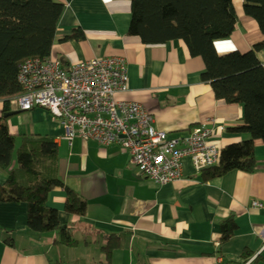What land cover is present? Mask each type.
Masks as SVG:
<instances>
[{"label":"crops","instance_id":"0c3cea01","mask_svg":"<svg viewBox=\"0 0 264 264\" xmlns=\"http://www.w3.org/2000/svg\"><path fill=\"white\" fill-rule=\"evenodd\" d=\"M63 10L50 56L63 67L99 57L126 63L128 89L117 100L147 110L155 129L184 136L199 125L212 130L219 150L247 138L228 129L243 118L241 105L214 97L201 80L204 63L189 55L181 40L144 44L128 34L131 0H56ZM236 26L227 39L214 42L218 55L247 52L263 39L242 2L234 1ZM78 30L82 39L65 40ZM264 67V50L257 53ZM2 103L0 101V114ZM11 111H19L15 103ZM12 135L46 136L58 146L57 176L86 201L82 217L64 211L65 192L53 189L47 206L76 243L58 244V231L39 234L27 226L24 203H0V264H264V144L255 143L256 169L231 171L203 182L201 172L183 162L179 180L157 185L138 174L129 154L115 145L64 137V128L45 109L9 117ZM0 169V186L6 181ZM259 202L262 208L251 206ZM232 216L233 236L219 245L220 224ZM119 246L107 260L108 238Z\"/></svg>","mask_w":264,"mask_h":264},{"label":"trees","instance_id":"16d2710c","mask_svg":"<svg viewBox=\"0 0 264 264\" xmlns=\"http://www.w3.org/2000/svg\"><path fill=\"white\" fill-rule=\"evenodd\" d=\"M234 1L242 2L244 14L256 22L263 39L247 52L218 55L214 42L230 37L236 26ZM62 10L56 0H0V169L7 175L0 186V203H24L32 232L58 231L57 243L71 246L75 239L60 224L56 210L47 206L49 193L64 189V211L69 215L84 216L87 204L58 178L57 144L46 136L12 135L9 118L2 116L11 112L22 92L17 81L20 65L27 59L50 56ZM128 34L144 44L181 40L190 56L203 60L201 80L210 84L214 97L242 106V122L228 130L247 138L220 149L218 165L201 171L202 181L235 170L252 173L255 143L264 144V67L257 58L264 50V0H131ZM82 37L75 30L64 39ZM235 230L232 216L223 220L219 245ZM118 246L117 238H108L102 248L107 260Z\"/></svg>","mask_w":264,"mask_h":264},{"label":"built area","instance_id":"2783aa9c","mask_svg":"<svg viewBox=\"0 0 264 264\" xmlns=\"http://www.w3.org/2000/svg\"><path fill=\"white\" fill-rule=\"evenodd\" d=\"M19 111L47 110L64 128L71 144L75 138L103 147L115 145L129 154L138 174L157 185L177 181L188 159L197 173L218 165L220 150L210 142L212 130L194 127L184 136H169L154 128L142 105L117 100L128 89L126 63L119 57H99L68 67L49 56L27 59L19 67ZM252 207L262 208L259 202Z\"/></svg>","mask_w":264,"mask_h":264},{"label":"water","instance_id":"95a60500","mask_svg":"<svg viewBox=\"0 0 264 264\" xmlns=\"http://www.w3.org/2000/svg\"><path fill=\"white\" fill-rule=\"evenodd\" d=\"M19 111H11L9 113L2 114L3 118H9L11 116H14L15 114H18Z\"/></svg>","mask_w":264,"mask_h":264}]
</instances>
